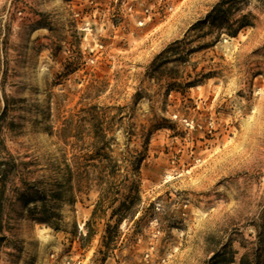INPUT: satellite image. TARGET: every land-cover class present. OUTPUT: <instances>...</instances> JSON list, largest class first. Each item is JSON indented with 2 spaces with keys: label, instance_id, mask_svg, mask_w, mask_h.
I'll list each match as a JSON object with an SVG mask.
<instances>
[{
  "label": "rangeland",
  "instance_id": "374dc122",
  "mask_svg": "<svg viewBox=\"0 0 264 264\" xmlns=\"http://www.w3.org/2000/svg\"><path fill=\"white\" fill-rule=\"evenodd\" d=\"M0 147V264H264V0H0Z\"/></svg>",
  "mask_w": 264,
  "mask_h": 264
},
{
  "label": "trees",
  "instance_id": "16d2710c",
  "mask_svg": "<svg viewBox=\"0 0 264 264\" xmlns=\"http://www.w3.org/2000/svg\"><path fill=\"white\" fill-rule=\"evenodd\" d=\"M3 153V154H2ZM26 173V166L25 164H16L15 159L11 157L3 147H0V195L3 194V192L6 189V186L8 183H10L11 177H20ZM13 192L17 193L19 189L14 188L12 190ZM31 191V189H26L25 192L20 194V200L24 202V207H28V194ZM36 210V208H35ZM48 217H40L37 219L39 222H46ZM241 264H243V260L241 261Z\"/></svg>",
  "mask_w": 264,
  "mask_h": 264
},
{
  "label": "built area",
  "instance_id": "2783aa9c",
  "mask_svg": "<svg viewBox=\"0 0 264 264\" xmlns=\"http://www.w3.org/2000/svg\"><path fill=\"white\" fill-rule=\"evenodd\" d=\"M67 264H69V263H67Z\"/></svg>",
  "mask_w": 264,
  "mask_h": 264
}]
</instances>
